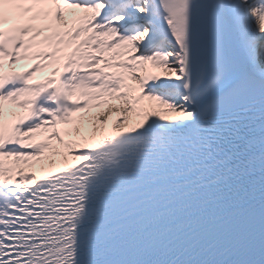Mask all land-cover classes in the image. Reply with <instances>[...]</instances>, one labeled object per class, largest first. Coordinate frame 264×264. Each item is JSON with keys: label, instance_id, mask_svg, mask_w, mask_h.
<instances>
[{"label": "snow or ice", "instance_id": "6c2138e0", "mask_svg": "<svg viewBox=\"0 0 264 264\" xmlns=\"http://www.w3.org/2000/svg\"><path fill=\"white\" fill-rule=\"evenodd\" d=\"M0 264H264V0H0Z\"/></svg>", "mask_w": 264, "mask_h": 264}, {"label": "bare ground", "instance_id": "6f19581e", "mask_svg": "<svg viewBox=\"0 0 264 264\" xmlns=\"http://www.w3.org/2000/svg\"><path fill=\"white\" fill-rule=\"evenodd\" d=\"M102 114V110H96L93 115H101Z\"/></svg>", "mask_w": 264, "mask_h": 264}]
</instances>
